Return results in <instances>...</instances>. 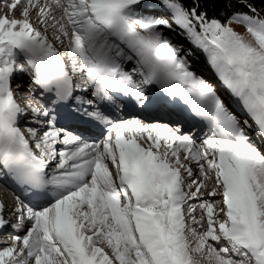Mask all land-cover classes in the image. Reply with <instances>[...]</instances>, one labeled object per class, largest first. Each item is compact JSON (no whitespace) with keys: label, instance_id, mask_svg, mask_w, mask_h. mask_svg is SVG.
<instances>
[{"label":"snow or ice","instance_id":"6c2138e0","mask_svg":"<svg viewBox=\"0 0 264 264\" xmlns=\"http://www.w3.org/2000/svg\"><path fill=\"white\" fill-rule=\"evenodd\" d=\"M4 8L0 264H264V0Z\"/></svg>","mask_w":264,"mask_h":264},{"label":"bare ground","instance_id":"6f19581e","mask_svg":"<svg viewBox=\"0 0 264 264\" xmlns=\"http://www.w3.org/2000/svg\"><path fill=\"white\" fill-rule=\"evenodd\" d=\"M4 10H5V8H4V0H0V12H2ZM17 15H19V13H17ZM176 42H183V39L180 38ZM193 63H195V61ZM18 99H21V100L24 99L23 90H22L21 94H18ZM21 126H22V128L25 127V125H23V124ZM5 194H6L5 193V190H4V188L0 184V200H2L5 203V205L7 206L6 209H5V217L11 219L14 222L15 221V217L8 215L9 210H10V207H8V205H7L8 198L5 196ZM190 202L191 203H194L195 201H190ZM12 206H14V201L12 202ZM196 214L199 215L200 214L199 211H197ZM11 234H13V231L11 229H8L7 232H0V241L6 240L7 239V236H9ZM2 246H4V245L3 244H0V247H2Z\"/></svg>","mask_w":264,"mask_h":264},{"label":"rangeland","instance_id":"374dc122","mask_svg":"<svg viewBox=\"0 0 264 264\" xmlns=\"http://www.w3.org/2000/svg\"><path fill=\"white\" fill-rule=\"evenodd\" d=\"M2 186V185H1Z\"/></svg>","mask_w":264,"mask_h":264}]
</instances>
